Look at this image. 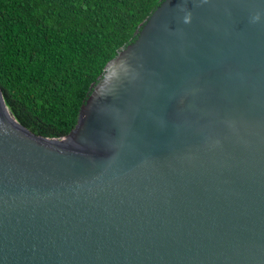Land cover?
Listing matches in <instances>:
<instances>
[{"label":"water","instance_id":"obj_1","mask_svg":"<svg viewBox=\"0 0 264 264\" xmlns=\"http://www.w3.org/2000/svg\"><path fill=\"white\" fill-rule=\"evenodd\" d=\"M136 35L63 138L0 87V264H264V0H163Z\"/></svg>","mask_w":264,"mask_h":264},{"label":"trees","instance_id":"obj_2","mask_svg":"<svg viewBox=\"0 0 264 264\" xmlns=\"http://www.w3.org/2000/svg\"><path fill=\"white\" fill-rule=\"evenodd\" d=\"M163 0H0V87L31 131L65 137L106 63Z\"/></svg>","mask_w":264,"mask_h":264},{"label":"clouds","instance_id":"obj_3","mask_svg":"<svg viewBox=\"0 0 264 264\" xmlns=\"http://www.w3.org/2000/svg\"><path fill=\"white\" fill-rule=\"evenodd\" d=\"M203 2H206V0H203ZM179 10L182 12H185L186 14L183 17V20L185 23H190L192 21V12L187 10V8L183 5H179ZM260 20V14L257 13L254 17H253V21H259ZM116 64L119 65V68L115 71L112 72L111 76L108 77V83L106 84L105 88L112 84L113 80L118 78L120 73L123 72L125 74H127L129 72V65L126 62V58L125 59H120L119 61L116 62ZM116 64L113 65V67H116ZM114 77V78H113Z\"/></svg>","mask_w":264,"mask_h":264}]
</instances>
